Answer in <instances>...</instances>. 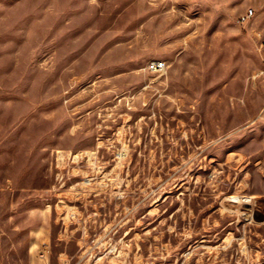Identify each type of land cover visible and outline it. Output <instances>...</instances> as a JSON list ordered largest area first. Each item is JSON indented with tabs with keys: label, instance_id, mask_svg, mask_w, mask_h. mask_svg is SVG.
<instances>
[{
	"label": "rangeland",
	"instance_id": "374dc122",
	"mask_svg": "<svg viewBox=\"0 0 264 264\" xmlns=\"http://www.w3.org/2000/svg\"><path fill=\"white\" fill-rule=\"evenodd\" d=\"M0 264H264V0H0Z\"/></svg>",
	"mask_w": 264,
	"mask_h": 264
},
{
	"label": "built area",
	"instance_id": "2783aa9c",
	"mask_svg": "<svg viewBox=\"0 0 264 264\" xmlns=\"http://www.w3.org/2000/svg\"><path fill=\"white\" fill-rule=\"evenodd\" d=\"M254 15H255L254 9L250 8L243 15L240 16V18L238 19V23L244 24L248 22L251 18H253ZM149 68L151 71L154 72H165L166 63L160 60H154L150 63Z\"/></svg>",
	"mask_w": 264,
	"mask_h": 264
}]
</instances>
